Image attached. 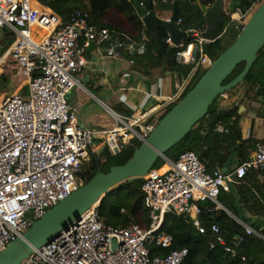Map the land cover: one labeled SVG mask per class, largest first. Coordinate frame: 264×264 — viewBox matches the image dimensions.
<instances>
[{"label": "built area", "instance_id": "built-area-1", "mask_svg": "<svg viewBox=\"0 0 264 264\" xmlns=\"http://www.w3.org/2000/svg\"><path fill=\"white\" fill-rule=\"evenodd\" d=\"M247 13L224 10L223 35L231 26L240 31L248 20ZM4 29L14 35V41L4 58L0 56V69L13 55L23 68V78L18 80L17 90L9 95L0 93V251L21 238L47 210L84 185L81 171L89 160L90 149L102 147L116 155L134 139L143 142L158 122L152 118L157 111L127 117L114 114L116 125L110 130H91L79 124L76 109L68 100L71 91L81 87L78 75L87 63L86 49L103 46L114 57L124 50L141 54L144 47L132 38L98 28L85 12L73 13L63 24L60 17L41 8L36 0H0V36ZM34 29L48 30L37 41ZM205 29L187 30L192 36L187 44L175 47L180 49L175 54L176 63L194 65L193 72L204 71L211 64L212 60L202 52V45L209 43L201 38ZM167 43L174 47L169 37ZM33 58L39 60V65ZM129 63L133 65L132 60ZM34 69L39 70L36 77L31 76ZM190 76L165 107L182 97ZM1 80L0 72V83ZM244 93V86H238L219 97L220 105ZM258 110L256 107L251 113L255 115ZM215 130L224 131L220 125ZM93 139L99 141L95 147ZM92 152L99 154L97 150ZM251 157L254 159L230 172L218 170L213 174L206 172L191 151L182 153L175 162L164 157V165L170 166L168 171L141 179L142 203L150 219L147 229L133 223L125 227L106 225L97 206H93L21 264H182L186 249L164 257L152 256L149 249L150 245L170 248L172 237L162 230L163 220L170 213L190 216L199 234L210 232L215 243L224 246L226 240L216 224L207 227L196 219L197 203L209 200L219 206L221 190L228 192L231 184L244 178L249 170L264 173L263 141L255 144ZM239 224L248 234L255 233L243 222ZM237 239L234 237L224 247L225 252L235 254L231 246Z\"/></svg>", "mask_w": 264, "mask_h": 264}, {"label": "trees", "instance_id": "trees-1", "mask_svg": "<svg viewBox=\"0 0 264 264\" xmlns=\"http://www.w3.org/2000/svg\"><path fill=\"white\" fill-rule=\"evenodd\" d=\"M36 1L60 17L63 24L68 22L69 17L73 13L80 11L87 13L90 23L96 25L98 28H107L121 33L110 25L104 24L100 19L102 13L107 9L118 11L135 30V36L132 38L133 41L144 47L143 53L128 55L127 57L133 61V71L148 77L154 71L159 70L161 74L178 75L182 81L191 75L182 96L189 92L204 72L199 69L193 72L194 65H180L176 63L175 54L180 49L172 47L167 43L168 35L164 30L156 29L146 38L145 28L135 8L134 0ZM139 1L146 6L150 0ZM159 1L164 5H170V10L172 9V0H167V3H164L163 0ZM214 1L178 0L181 28L183 30L205 29L204 9L211 6ZM261 1L263 0H230L227 10H240L242 13H247L254 5ZM47 30L41 31L46 32ZM227 30L224 35L227 33ZM7 32L4 29L1 34H7ZM10 35L11 40L7 45L6 42H1L2 46L5 45L7 49L14 41V35ZM222 38L214 43L202 45L203 54L212 61L226 50L223 47ZM188 42L189 39L184 44ZM5 53H7V50L3 52L1 59L4 58ZM33 60L39 65L38 59L33 58ZM243 68L244 64L242 63L225 83L234 79ZM38 75V69L31 71V76L36 77ZM239 86H244L245 93L243 100L260 101L264 104V47L257 54L256 62L244 82ZM173 105H168L166 111L159 119ZM238 110L239 108L234 105L222 107L218 97L209 107L204 118L194 126L180 143L165 154V158L175 162L182 153L191 151L204 164L206 172L209 174H213L224 167H230L233 161H236L238 164L248 161L251 152L255 150V144L259 140L252 137H249L247 140L242 139L239 127L241 114H239ZM126 113L127 115L131 114L129 111H126ZM218 125L223 128V132L215 130ZM262 141L264 142V140ZM140 144L138 140L134 139L116 155H112L105 148L99 154L89 151V160L83 164L81 171L83 183L86 184L95 175L98 168L102 172L107 173L111 167L125 164ZM162 160L159 159L156 162L152 171L159 170L161 167L159 172L165 171L166 167H163L165 163H162ZM141 183V180L125 183L102 200L97 207V212L106 225L125 227L133 223L140 225L143 229L148 228L150 219L149 213L142 203ZM217 203L233 217L250 226L255 233L248 234L244 227L225 211L222 209L217 210L215 203L205 200L197 203L199 213L196 219L207 227L216 224L220 229V234L226 240V245L216 244L215 238L210 232L205 235L199 234L193 226V219L190 216L170 213L163 220L162 230L172 237V244L168 249L150 245L151 255L164 257L172 251L186 249L187 256L184 258L182 264H264V173L254 169L249 170L244 178L231 184L228 192L220 191ZM245 212L261 218L262 222H252L244 216ZM234 237L238 239L235 240L236 245L231 246L235 252L232 255L225 252L224 247L229 246L230 241Z\"/></svg>", "mask_w": 264, "mask_h": 264}, {"label": "water", "instance_id": "water-1", "mask_svg": "<svg viewBox=\"0 0 264 264\" xmlns=\"http://www.w3.org/2000/svg\"><path fill=\"white\" fill-rule=\"evenodd\" d=\"M135 8L145 28L146 38L156 29L164 30L171 44L180 47L192 36L183 30L178 0H173L171 15L161 19L150 0L143 7L134 0ZM224 0H215L204 9L206 29L201 38L214 43L223 36L222 17ZM264 47V0L253 11L241 28L234 42L226 48L204 70L196 84L157 122L131 158L123 165L111 167L107 173L97 169L95 175L77 191L47 210L29 229L0 251V264H21L34 250L51 242L58 234L77 221L93 206L125 183H132L146 177L159 159L180 143L207 114L209 107L221 95L241 85ZM195 54V53H194ZM244 64L243 70L231 81L225 83L235 69ZM254 157H251L253 160ZM221 172L226 173V169Z\"/></svg>", "mask_w": 264, "mask_h": 264}, {"label": "crops", "instance_id": "crops-1", "mask_svg": "<svg viewBox=\"0 0 264 264\" xmlns=\"http://www.w3.org/2000/svg\"><path fill=\"white\" fill-rule=\"evenodd\" d=\"M152 1L155 7V1ZM139 2L143 7H148V5L144 6L141 1ZM227 2L228 0H224V10H227ZM39 5L41 8H45L41 4ZM155 11L161 19H168L171 15V12L161 15L156 8ZM100 19L104 24L110 25L130 38L135 36V30L116 10L107 9L102 13ZM128 55L133 54L124 50L120 56L114 57L107 52L105 47L97 45H91L86 49L85 58L87 63L78 75L81 87L71 91L68 96L69 102L76 109L78 122L81 126L88 129L99 128V126H104L105 123L109 126L112 124L111 121L114 120V114L122 116L128 110L131 111L130 115L146 111H157L153 114L152 118L156 115L160 116L168 100L174 97L181 89L183 81L178 75L161 74L157 70L151 76L146 77L133 71L132 65L129 63L130 60L127 58ZM243 99L244 97H237L227 103L221 104V106L230 107L234 105L239 108L238 112L241 114L239 127L242 139L247 140L249 137H252L262 141L264 140V136L258 138L257 130L260 128L264 130V104L260 101H246ZM256 107L259 110L254 115L251 112ZM99 108L106 110L111 117L108 115L107 120L104 121L103 117L98 113ZM246 112L248 113L246 116L249 117L248 121L250 123L248 122L249 124L244 126L243 114ZM102 150V147L97 148L98 153ZM251 155L249 159H251ZM238 165L236 161H233L230 167L222 169L230 171ZM218 205L217 210L222 209L239 223V219L233 217L220 204ZM244 216L252 222H262L261 218L253 216L248 212H245Z\"/></svg>", "mask_w": 264, "mask_h": 264}, {"label": "rangeland", "instance_id": "rangeland-1", "mask_svg": "<svg viewBox=\"0 0 264 264\" xmlns=\"http://www.w3.org/2000/svg\"><path fill=\"white\" fill-rule=\"evenodd\" d=\"M229 1L227 2V7L229 4ZM262 2V1H261ZM259 2L258 4H256L248 13H247V19L250 17V15L253 13V11L259 6V4L261 3ZM155 5H156V9L159 12V14H164V13H170V5H164L162 4L161 1L159 0H155ZM88 7V6H87ZM226 10V9H225ZM12 33L7 32V34H3L0 37V46H1V51H0V56L3 54V52L5 50H7L6 46H2L1 42H6L7 43L11 40V35ZM239 32L238 30L234 29L233 26L229 27L227 30V33L222 36V42H223V47L224 48H228L236 39V37L238 36ZM220 38V39H221ZM23 68L20 66L19 62L15 59V57H13V55H10L9 57L6 58L5 63L2 65L0 72H1V83H0V93L1 92H5L7 95H9L10 93H12L14 90H17V85L19 84L20 81L23 78L21 72H22ZM203 74V73H202ZM198 80V78H196ZM195 79V80H196ZM238 90V89H236ZM23 92V91H22ZM21 92V93H22ZM24 94V93H23ZM183 97V96H182ZM181 97V98H182ZM181 98H178V100H180ZM95 102V100H93ZM129 112H131L130 110H128ZM166 111V107L162 110V113L159 115H156L153 117V119H155V121H159V117H161V115ZM98 113L100 116L103 117V120H107L108 118V113L106 110L99 108ZM248 115V113H244L243 114V125L246 126L248 125L250 122L249 117L246 116ZM110 116V115H109ZM124 117H127V113H124V115H122ZM111 117V116H110ZM249 122V123H248ZM112 124H110L109 126H107V123H105L104 126H99V128H90L91 130H110L113 126L116 125L115 120L111 121ZM257 130V129H256ZM264 136V130L263 128H260L259 130H257V137H263ZM99 143L98 140L93 139V147H95L97 144ZM93 150H97V148L95 147ZM92 149H90V151H93ZM164 162V160H162V163ZM31 217V216H30Z\"/></svg>", "mask_w": 264, "mask_h": 264}, {"label": "bare ground", "instance_id": "bare-ground-1", "mask_svg": "<svg viewBox=\"0 0 264 264\" xmlns=\"http://www.w3.org/2000/svg\"><path fill=\"white\" fill-rule=\"evenodd\" d=\"M45 31H41V30H39V31H36L35 29L33 30V35H34V38H35V40H37V41H41L43 38H44V36H45ZM7 53H8V51H7ZM165 167H166V169H165V171H163V172H159V170L162 168H160L159 170H157V171H153V172H151L150 174H148V175H150V176H155V175H161V174H163V173H165L166 171H168L169 169H170V166L169 165H164ZM163 166V167H164Z\"/></svg>", "mask_w": 264, "mask_h": 264}]
</instances>
